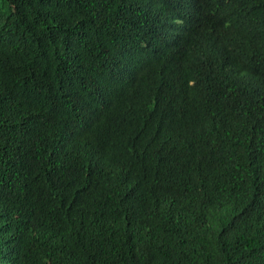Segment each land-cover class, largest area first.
<instances>
[{
    "label": "trees",
    "instance_id": "obj_1",
    "mask_svg": "<svg viewBox=\"0 0 264 264\" xmlns=\"http://www.w3.org/2000/svg\"><path fill=\"white\" fill-rule=\"evenodd\" d=\"M0 264H264V0H0Z\"/></svg>",
    "mask_w": 264,
    "mask_h": 264
}]
</instances>
